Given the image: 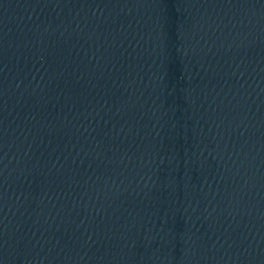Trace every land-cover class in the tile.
I'll return each mask as SVG.
<instances>
[{"label": "water", "instance_id": "1", "mask_svg": "<svg viewBox=\"0 0 264 264\" xmlns=\"http://www.w3.org/2000/svg\"><path fill=\"white\" fill-rule=\"evenodd\" d=\"M0 264H264V0H0Z\"/></svg>", "mask_w": 264, "mask_h": 264}]
</instances>
